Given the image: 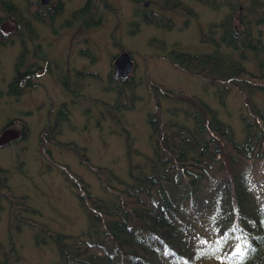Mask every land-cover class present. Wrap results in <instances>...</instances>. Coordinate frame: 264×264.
Here are the masks:
<instances>
[{"label": "trees", "instance_id": "trees-1", "mask_svg": "<svg viewBox=\"0 0 264 264\" xmlns=\"http://www.w3.org/2000/svg\"><path fill=\"white\" fill-rule=\"evenodd\" d=\"M245 1L250 4L239 1L242 14L237 20L234 15L228 16L221 24L224 34L220 41L215 42L211 32L200 29L201 43L213 46L216 54L175 51L167 57L173 65L207 84L219 88L218 82L222 81L220 97L228 95L230 83L264 91V73L257 75L247 68L250 53L256 60L264 56L262 33L256 30L263 25V19L257 24L251 20L262 15L263 3ZM161 10L187 18L195 16L179 0H164ZM149 12L145 18L147 26L173 30L175 23ZM13 39L8 38L3 44L8 45ZM222 48L228 54L221 52ZM15 62L13 72L19 68V62ZM109 79L131 88L134 72L128 82L114 76ZM81 80V85L71 86L76 98L87 95V81ZM78 85L81 89H77ZM149 87L164 98L200 109L202 114L193 116L197 127L167 124L152 116L149 120L156 139L153 137L154 154L148 157L149 172L136 170L138 176H133L126 188L112 185L118 178L111 169L92 165L85 151L77 144H69L102 186L119 199L115 206L106 204L68 166L59 165L68 180L77 179L73 185L80 189V201L88 209L90 230L77 236L52 231L48 225L35 221L38 213L24 196H16L8 180L2 178L0 197L10 204L9 245L16 244L13 236L29 229L54 242L61 264H199L208 259H218L222 264H264V108L248 101L250 116H242L240 135L235 127L218 118L201 97L175 94L154 81ZM117 89L120 91L121 87ZM120 92L114 105L92 101L111 113L124 98L125 93ZM1 213L0 201V220ZM237 247L243 258H238ZM4 249L6 244L2 241L0 250ZM14 250L15 246L6 254L8 260ZM3 264H8L7 260Z\"/></svg>", "mask_w": 264, "mask_h": 264}, {"label": "rangeland", "instance_id": "rangeland-1", "mask_svg": "<svg viewBox=\"0 0 264 264\" xmlns=\"http://www.w3.org/2000/svg\"><path fill=\"white\" fill-rule=\"evenodd\" d=\"M179 1L194 11L195 16L187 18L175 12H162L164 0H155L148 8L149 11L159 13L157 15L160 17L164 15V18L175 23L172 31L147 26L135 4L120 2L118 9L121 10L122 18L129 26L121 22V27L124 28L115 36L117 42L130 51L135 61L136 70L131 88L122 87L108 77V73L112 71L108 56L112 59L115 54V49L112 48L102 51L101 63L98 66L88 67L90 71L101 70L98 76L84 77L87 81L85 85L87 97L85 98L68 96L66 91L68 86L75 87L77 83L64 85L59 79L56 84V80H50L48 76L42 82L47 85L49 95L40 89L18 102L12 100L7 103L9 99H0V129L9 119L23 117L22 111L33 110L34 115L28 120L32 129L30 140L0 152V178L8 180L16 196H24L28 200L29 206L39 214L34 215L35 221L46 224L52 231L56 230L64 235L77 236L90 230L88 209L80 201V189L73 185L77 179L68 180L64 169L59 165L68 166L73 174L80 176L95 197L104 199L106 204L109 203L112 206L118 203L117 196L102 186L97 175H94L88 166L82 163L80 157L70 150L69 144H77L82 152L85 151L92 165L111 169L118 178L111 182L112 185L126 188L132 182V177L138 176V170L144 173L149 172L148 157L151 158L154 154L153 146L156 139L152 136L153 130L149 120L152 116H158L167 124L180 123L191 129L197 127L193 116L202 114L200 109L179 100L164 98L149 87L150 81L167 87L175 94L182 92L201 97L203 102L211 106L218 118L235 127L240 135L243 128L242 116H250L248 101L261 109L264 108V91L230 83L228 95L220 97L219 90L224 85L222 81L218 82L219 88L214 87L201 78L184 72L167 58L169 53L175 51L216 54L217 50L213 46L206 47L201 43L200 29L205 33L211 32L215 42L220 41L224 34L223 29L220 28L224 20L233 15L237 20L242 14L239 1L247 6L250 2L245 0ZM259 2L263 3L264 8V0ZM149 11L147 13H150ZM261 14L259 17L249 18L256 24L261 19L264 22V11H261ZM165 22L166 20L162 21V23ZM131 24H136L135 29ZM256 30L262 33L264 42V23L257 26ZM100 34H96L97 38L95 34H91V37L96 38L98 42L107 39ZM71 37L74 38V36ZM55 39L56 47L52 48L56 54L54 60L61 66L62 59L65 57L63 47L68 45L69 38L61 35ZM45 40L47 44L52 42V38L48 35L47 39L43 36L41 41ZM81 48L80 44L79 50H73L70 56L76 64H78L77 57L80 55ZM83 49L86 52L92 50L86 43H83ZM7 51L0 56V82L13 79L16 60L13 61L11 53L14 52L15 59L19 53L16 47H9ZM221 52L228 54L224 48ZM50 55L52 56V53ZM249 57L248 70L257 75L264 73V56L260 55L256 60L250 53ZM78 83L81 85L82 80ZM79 85L77 89H81ZM117 88L125 95L111 113L93 103L92 100H98L114 105L118 95L121 94ZM47 97L53 98L57 106L60 103L65 104L73 115L70 112L71 121H67L62 126L59 142L56 143L58 145L51 144L43 147L40 133L45 128L46 114L38 110V106L44 100L47 102ZM128 99H131V102H128ZM0 201L2 207L0 242L3 241L6 244V249L0 250V263L3 264L7 260L8 264H61L54 242L47 236L43 238L42 234H38L39 232L24 229L21 231L23 233L13 236L16 244L9 245L10 204L3 197ZM23 215L30 216L29 213L24 212ZM14 246V255L8 260L6 254L10 253L11 247ZM199 264L222 263L218 259H208Z\"/></svg>", "mask_w": 264, "mask_h": 264}, {"label": "flooded vegetation", "instance_id": "flooded-vegetation-1", "mask_svg": "<svg viewBox=\"0 0 264 264\" xmlns=\"http://www.w3.org/2000/svg\"><path fill=\"white\" fill-rule=\"evenodd\" d=\"M122 1L130 5L135 4L145 22V18L148 17L147 9L152 4V0H0V56L5 51L8 52L9 47H16L19 51L16 59L14 52L11 53L13 61L19 62V68L14 72L12 80L0 82V99H9L7 103L19 99L16 101L18 102L40 89L49 95L47 85L42 82L48 76L50 80H56V84L61 79L64 85L78 84L85 76H98L101 69L90 71L88 67L98 66L101 63L100 57L104 49H115L112 59L108 56L110 68H112L108 77L114 76V62L122 53L127 52L134 61L130 51L124 45H120L115 36L124 28L121 27V22L128 25L122 18L121 10L118 9ZM131 25H134L135 29L136 24ZM91 34H95L96 38V34H100L107 39L98 42L96 38L91 37ZM47 35L52 38L53 44L52 42L47 44L46 40L41 41L43 36L47 39ZM61 35L68 37L69 42L63 47L65 57L59 66L54 60L56 54L52 48L56 47L55 38ZM14 37V42L8 45L3 44L4 40ZM83 43L91 46L92 50L86 52L83 49ZM80 44L82 48L77 57L78 64H76L70 56L73 50H79ZM133 67L130 77L136 70L135 61ZM69 87L66 90L68 96L74 98L76 92ZM83 96L87 97V95ZM69 109L63 103L57 106L54 99L50 97H47V102L45 100L40 102L38 110L46 114L45 128L40 133L43 147L51 144L58 145L56 143L59 142L62 126L72 119V112ZM22 115L23 117L9 119L0 129V136L8 129L18 131L20 136L19 140H12L1 146L0 152L19 143H27L32 137L28 120L33 117V110H24ZM51 134L56 136L49 137Z\"/></svg>", "mask_w": 264, "mask_h": 264}, {"label": "water", "instance_id": "water-1", "mask_svg": "<svg viewBox=\"0 0 264 264\" xmlns=\"http://www.w3.org/2000/svg\"><path fill=\"white\" fill-rule=\"evenodd\" d=\"M134 61L127 52L122 53L114 62V77L116 79H129L133 69ZM19 132L8 129L0 136V147L6 145L12 140L19 139Z\"/></svg>", "mask_w": 264, "mask_h": 264}, {"label": "snow or ice", "instance_id": "snow-or-ice-1", "mask_svg": "<svg viewBox=\"0 0 264 264\" xmlns=\"http://www.w3.org/2000/svg\"><path fill=\"white\" fill-rule=\"evenodd\" d=\"M262 210H264V208H262ZM236 253L240 254L238 258H243V254L241 253V249L239 247L236 248Z\"/></svg>", "mask_w": 264, "mask_h": 264}, {"label": "bare ground", "instance_id": "bare-ground-1", "mask_svg": "<svg viewBox=\"0 0 264 264\" xmlns=\"http://www.w3.org/2000/svg\"><path fill=\"white\" fill-rule=\"evenodd\" d=\"M20 138V137H19ZM15 140H19V139H15ZM23 214V213H22Z\"/></svg>", "mask_w": 264, "mask_h": 264}]
</instances>
